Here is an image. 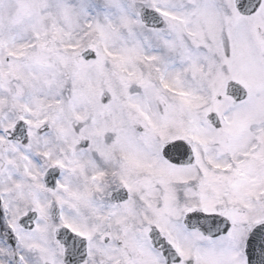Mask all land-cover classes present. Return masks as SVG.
Here are the masks:
<instances>
[{
  "label": "snow or ice",
  "instance_id": "snow-or-ice-1",
  "mask_svg": "<svg viewBox=\"0 0 264 264\" xmlns=\"http://www.w3.org/2000/svg\"><path fill=\"white\" fill-rule=\"evenodd\" d=\"M0 264H264V0H0Z\"/></svg>",
  "mask_w": 264,
  "mask_h": 264
}]
</instances>
